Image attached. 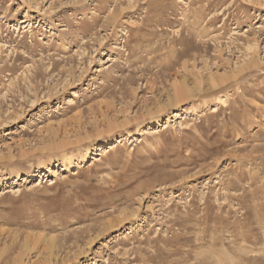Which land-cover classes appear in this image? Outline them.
Here are the masks:
<instances>
[{
  "label": "rangeland",
  "instance_id": "1",
  "mask_svg": "<svg viewBox=\"0 0 264 264\" xmlns=\"http://www.w3.org/2000/svg\"><path fill=\"white\" fill-rule=\"evenodd\" d=\"M19 259L264 264V0H0Z\"/></svg>",
  "mask_w": 264,
  "mask_h": 264
},
{
  "label": "bare ground",
  "instance_id": "2",
  "mask_svg": "<svg viewBox=\"0 0 264 264\" xmlns=\"http://www.w3.org/2000/svg\"><path fill=\"white\" fill-rule=\"evenodd\" d=\"M183 84V83H182ZM177 86V85H176ZM175 86V87H176ZM178 87H180V86H178ZM178 87H176V89H175V93H174V97H173V100H172V98H170L171 99V101H173L174 103H177L178 101H180V99H181V97H182V94H181V92H182V90H181V92H180V90L179 89H177ZM185 90V89H184ZM100 150L99 151H105V147L103 146V147H101V148H99ZM83 157L85 156V154H83L82 155ZM50 165H51V163H48L47 165H46V167H45V170L46 171H50L51 169H50ZM17 264H21L20 263V259H19V261H18V263ZM39 264V263H38Z\"/></svg>",
  "mask_w": 264,
  "mask_h": 264
}]
</instances>
